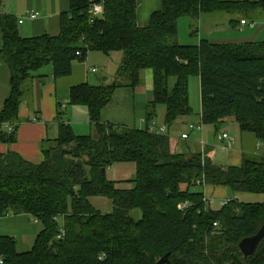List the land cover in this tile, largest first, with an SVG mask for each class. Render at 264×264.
<instances>
[{
  "label": "trees",
  "instance_id": "obj_1",
  "mask_svg": "<svg viewBox=\"0 0 264 264\" xmlns=\"http://www.w3.org/2000/svg\"><path fill=\"white\" fill-rule=\"evenodd\" d=\"M160 2L146 25L138 26L136 0H69L59 32L33 37L21 36L15 18L0 13V63L10 71V93L0 111L4 143L14 142L18 125L28 120L18 112L34 71L51 63L55 79L67 77L72 63L89 51L122 53L109 83L81 82L68 91V104L86 107L95 137L77 135L68 122H60L57 136L40 146L41 161L30 162L16 152L0 154V217L26 214L42 224L26 252L0 235L2 264H157L166 253L171 264H264V238L246 258L237 247L264 222V201L235 198L264 194V41L177 42L182 17L197 22L202 13L259 14L264 0ZM93 3L101 4L100 15L88 13ZM196 32L191 25V34ZM143 70L152 77L146 122L159 105L166 130L189 117L188 80L197 76L199 122L217 131L231 118L240 134L251 135L263 151L244 152L237 166L220 164L208 146L174 152L167 133L149 131L147 124L137 128L102 121L101 110L115 90L134 89ZM116 163H133L134 177L107 178L106 169ZM121 182L132 186L121 187ZM209 186L226 187L234 196L213 209L204 191ZM91 197L106 198L110 211L96 209Z\"/></svg>",
  "mask_w": 264,
  "mask_h": 264
},
{
  "label": "crops",
  "instance_id": "obj_2",
  "mask_svg": "<svg viewBox=\"0 0 264 264\" xmlns=\"http://www.w3.org/2000/svg\"><path fill=\"white\" fill-rule=\"evenodd\" d=\"M136 3V22L138 26L146 25L150 14L153 11L160 9L161 6V2L158 0H136ZM68 10L69 0H1L0 2V13L8 14L15 18L18 31L23 37L39 36L45 33L50 35L57 34L60 29V15ZM29 13H37L36 18H28L27 14ZM253 14L257 17L261 15L260 12L257 14L256 11ZM203 16L207 15L202 13L197 21L199 22V20H203ZM20 18H23L22 23L18 22ZM239 19L241 20L243 17H239L237 20ZM245 20L247 21L245 25L240 24V22L231 24L228 20L229 27L233 29V37L213 38L209 41L221 43L264 41V21H262L263 23L256 25V23L253 22L254 20ZM260 37H263L262 40H258ZM112 54L109 55V58L112 59V64L116 66L120 57L111 58ZM73 63L78 64L79 66L76 68L74 66L71 67V73L67 77L55 79L52 76V69L49 64L42 66L32 73V78L28 79L25 83L24 88L26 90V98L21 101L18 112L21 119L28 120L23 121L18 125L16 140L14 142L4 143L0 141V154L16 152L26 160L37 163L43 158L40 149L41 144L45 141L53 140L57 136L58 123L77 122V114H83V107H86L68 104V91L74 84L64 81L68 77L74 75V69H76L77 72L80 71L81 63ZM91 69L92 67L88 68V70L93 73L98 72L97 68L96 71H92ZM99 76L100 77L97 78V83L101 80L107 81L106 76ZM149 77H151V73H146V71L143 70L140 72L139 83L134 89L128 87L117 88L113 94L111 103L101 110V120L104 122L112 121L116 124L140 128V126H136L137 122L135 120L136 114L134 110V97L135 93L143 92V86ZM9 93L10 71L5 64L0 63V111L3 107V102L9 96ZM58 114H60V119ZM62 116L68 119L63 120ZM138 119L145 125L149 124V122L145 121V106L144 114L138 115ZM186 123L189 124L193 122L191 120H187ZM204 127L205 125L201 131L194 129V131L187 132L186 130H182L179 137H176V146L171 143V137L169 136L171 150L174 152H186L191 149H201L204 146H208L212 148V156L217 163L233 166H237L241 163L242 154L244 153L243 147H251V150H249L251 153L263 151L260 146L256 148L255 140L249 134H240L239 142L236 143L235 147L232 145L235 139L231 138L229 142L227 139H222L220 135L226 132H219V130L214 134H210L209 137L207 136L204 142V134H202L204 132ZM192 132L199 133L200 137L192 139ZM182 133H186L188 137L186 139H182ZM218 142H220V144H218ZM219 148L222 150L224 149L225 151H223L222 156L217 155ZM215 149L217 150L215 151ZM204 191L208 199H210V202L212 198L218 199L219 204L234 196L231 194L232 192H230L229 195L228 189L223 186H209L206 187ZM238 195L242 197H264V194L243 193Z\"/></svg>",
  "mask_w": 264,
  "mask_h": 264
},
{
  "label": "rangeland",
  "instance_id": "obj_3",
  "mask_svg": "<svg viewBox=\"0 0 264 264\" xmlns=\"http://www.w3.org/2000/svg\"><path fill=\"white\" fill-rule=\"evenodd\" d=\"M160 2V0H158ZM260 16L257 17L253 14V12L249 13H234V14H226V13H215V14H206L207 16H203V20H199V22H194L189 17H182L178 20V33H177V42L180 44H189L194 45L198 44L200 39H208L212 40L213 38H231L234 36L233 29H231L228 25L229 19H238L239 17H243L247 20H254L253 22L256 25L263 23L264 21V12H260ZM204 15V14H203ZM256 16V17H255ZM206 17V18H204ZM197 27V32L191 34V25ZM247 29V28H245ZM230 31V32H229ZM263 37H260L258 40H262ZM259 42V41H258ZM118 53V54H117ZM116 54H112L111 58L122 56L121 52H117ZM116 55V56H115ZM85 58L82 61H74L81 63L80 71L77 72L74 69V75L68 77L64 81L69 82L71 84H78L81 82H88L89 84H96L97 78L99 75H104L107 78V81L104 83H109L114 77L115 71L119 65V61L116 63V66L112 64V59L105 54L98 51H89ZM72 67L75 68L79 66L78 64L72 63ZM51 69L52 65L49 64ZM96 67L98 69L97 73H93L88 70L89 67ZM146 73H150L148 70H145ZM148 75V74H147ZM51 76V75H50ZM173 82V80H171ZM143 92L135 93L134 97V110L136 114V126H140V128H144L145 124L141 123L138 119V115L144 114V106L151 99L152 96V77L147 78L145 81V85L143 86ZM188 91H189V105L192 109V113L189 117H181L180 120H177L173 125L168 127L165 133L171 137V143L176 146V137H179V134L182 130H186L187 132L194 131L188 127L187 120H191L193 123L199 121L200 114V81L199 77L191 76L188 80ZM83 114H77V122L71 123L70 126L73 129V132L77 135H91L95 137V130L89 123V115L86 108L83 107ZM156 116L150 118L148 120L149 123L153 124L155 130L158 126H165L163 123V114L164 107L159 105L156 108ZM63 120H67L68 118L62 116ZM112 122V121H111ZM166 127V126H165ZM219 132L225 131L231 138L235 139L233 142V146L235 147L236 143L239 142L240 132L238 129V124L231 118H228L226 122L222 123V125L218 126ZM214 130L213 126H205L204 132L202 134L204 138V142L206 137L210 136V134H214L217 132ZM177 134V135H176ZM176 135V136H175ZM216 135V134H215ZM192 139H197L200 137L199 133H191ZM217 140V139H216ZM220 144V142H218ZM244 152L250 154L251 147L246 146L243 147ZM250 148V149H248ZM212 149V148H211ZM214 149V147H213ZM192 150V149H191ZM195 150V149H193ZM217 149H215L216 151ZM223 151L221 148L218 149L217 155L222 156ZM225 152V151H224ZM135 167L133 163H116L106 169L107 178L115 179V180H129L134 177ZM121 187H131V182H121ZM230 195V191L228 190ZM232 194V193H231ZM233 195V194H232ZM235 198L240 202H263L264 197L260 196H251V197H242L240 195H236ZM90 202L93 206L99 211L105 213L110 211V203L106 198L103 197H91ZM211 207L213 209H217L220 207L218 203V199H211ZM132 215L135 218L140 216L139 210L132 211ZM61 223V221H59ZM42 224L40 221H35L33 217L26 216L25 214L19 215H6L0 217V235L10 236L15 244L16 250L18 252H26L29 251L36 240L38 232L41 230ZM2 264V263H1Z\"/></svg>",
  "mask_w": 264,
  "mask_h": 264
},
{
  "label": "built area",
  "instance_id": "obj_4",
  "mask_svg": "<svg viewBox=\"0 0 264 264\" xmlns=\"http://www.w3.org/2000/svg\"><path fill=\"white\" fill-rule=\"evenodd\" d=\"M101 12H102V6H101L100 3H93L90 6L89 10H88V13L90 15H92V16L100 15ZM36 16H37V13H29V14H27V17L30 18V19H34V18H36ZM22 21H23V18H20L18 20L19 23H22ZM245 23H246L245 19H241L240 20V24H245ZM91 70L92 71H96V68H92ZM188 127L191 128V129H195V130L201 131L202 128H203V125H202L201 122L198 121L196 123H189ZM147 129L149 131H155L157 133H165V131H166L165 126H158V128L155 130V128L153 127L152 123L147 124ZM220 136H221L222 139H227L228 142L231 140V137L227 133H222ZM187 137H188V135L186 133H182L181 134V138L182 139H186ZM35 221H37V220H35ZM63 234H64L63 229H60V232H59L58 236L61 237V236H63ZM1 263H2V260L0 259V264Z\"/></svg>",
  "mask_w": 264,
  "mask_h": 264
},
{
  "label": "water",
  "instance_id": "obj_5",
  "mask_svg": "<svg viewBox=\"0 0 264 264\" xmlns=\"http://www.w3.org/2000/svg\"><path fill=\"white\" fill-rule=\"evenodd\" d=\"M104 170L101 169V173L103 174ZM264 238V222L259 227V229L253 234L248 237L242 238L239 243L237 244V247L239 251L242 253L243 257L246 258L249 255H252L260 241ZM157 264H171L168 259V253L164 254L158 261Z\"/></svg>",
  "mask_w": 264,
  "mask_h": 264
}]
</instances>
